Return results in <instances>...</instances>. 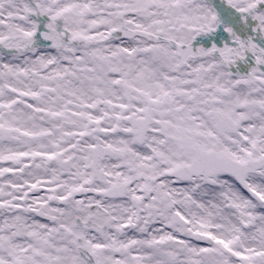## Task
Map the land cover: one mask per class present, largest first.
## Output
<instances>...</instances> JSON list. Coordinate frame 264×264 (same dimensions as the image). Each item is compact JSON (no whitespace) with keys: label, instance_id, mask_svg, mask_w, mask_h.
Masks as SVG:
<instances>
[{"label":"flooded vegetation","instance_id":"af4514ba","mask_svg":"<svg viewBox=\"0 0 264 264\" xmlns=\"http://www.w3.org/2000/svg\"><path fill=\"white\" fill-rule=\"evenodd\" d=\"M222 153L264 156V0H0V264H264L194 217Z\"/></svg>","mask_w":264,"mask_h":264},{"label":"rangeland","instance_id":"374dc122","mask_svg":"<svg viewBox=\"0 0 264 264\" xmlns=\"http://www.w3.org/2000/svg\"><path fill=\"white\" fill-rule=\"evenodd\" d=\"M141 158V157H140ZM152 174H158L161 170V167H153ZM152 175V176H153ZM249 185L263 192L264 195V171L261 174H253L249 177ZM235 182L232 178L228 176H220L215 179L213 184L203 186L202 188V205H198L199 217L195 212L194 217H197L200 221V216L202 214V218L204 220L219 222L223 225V229H225L226 222H230L231 224H244L248 222V216H250L251 212L249 208H251L254 204L250 201L249 198L240 196L236 193ZM235 189H234V188ZM230 205V208L227 206ZM197 210V208L195 209ZM194 209L192 211H195ZM202 212V213H201ZM261 214H264V211H260ZM158 220L164 218L159 213L156 215ZM259 228L261 230L264 229V215L258 220ZM160 230V228H159ZM229 233L235 234L237 232H233L227 230ZM240 232V231H239ZM238 232V233H239ZM261 240L264 241V235L262 234ZM186 254H193L197 256L195 260L197 263L205 264L206 261L203 260L204 257L199 254V246L195 243L188 244ZM262 247V246H261ZM215 260V258H213Z\"/></svg>","mask_w":264,"mask_h":264},{"label":"water","instance_id":"95a60500","mask_svg":"<svg viewBox=\"0 0 264 264\" xmlns=\"http://www.w3.org/2000/svg\"><path fill=\"white\" fill-rule=\"evenodd\" d=\"M234 165H237V166H244V165H248L249 166V172H253L256 170L257 167H260L262 165H264V162H247L246 164H242V163H239V162H234Z\"/></svg>","mask_w":264,"mask_h":264}]
</instances>
